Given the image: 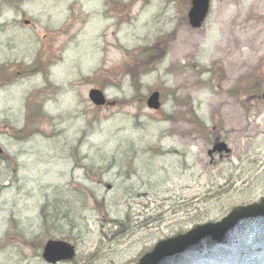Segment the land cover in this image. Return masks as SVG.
I'll return each instance as SVG.
<instances>
[{"label": "rangeland", "instance_id": "rangeland-1", "mask_svg": "<svg viewBox=\"0 0 264 264\" xmlns=\"http://www.w3.org/2000/svg\"><path fill=\"white\" fill-rule=\"evenodd\" d=\"M190 2L0 0V264H136L264 197V0Z\"/></svg>", "mask_w": 264, "mask_h": 264}, {"label": "water", "instance_id": "water-1", "mask_svg": "<svg viewBox=\"0 0 264 264\" xmlns=\"http://www.w3.org/2000/svg\"><path fill=\"white\" fill-rule=\"evenodd\" d=\"M209 6L210 0H192L188 17L193 29L202 26ZM89 97L96 106L106 104L100 90H91ZM147 106L151 110L160 108L159 92L148 98ZM217 150L226 147L220 145ZM74 255L71 245L49 241L43 258L49 264H56L72 260ZM138 264H264V199L258 204L235 208L219 223L199 226L186 235L160 243Z\"/></svg>", "mask_w": 264, "mask_h": 264}, {"label": "bare ground", "instance_id": "bare-ground-1", "mask_svg": "<svg viewBox=\"0 0 264 264\" xmlns=\"http://www.w3.org/2000/svg\"><path fill=\"white\" fill-rule=\"evenodd\" d=\"M174 156H177V157H178V156H179V154H178V153H175V154H174Z\"/></svg>", "mask_w": 264, "mask_h": 264}, {"label": "trees", "instance_id": "trees-1", "mask_svg": "<svg viewBox=\"0 0 264 264\" xmlns=\"http://www.w3.org/2000/svg\"><path fill=\"white\" fill-rule=\"evenodd\" d=\"M31 115L33 116V114H31ZM32 116H31V117H32ZM31 117H30V119H31Z\"/></svg>", "mask_w": 264, "mask_h": 264}]
</instances>
